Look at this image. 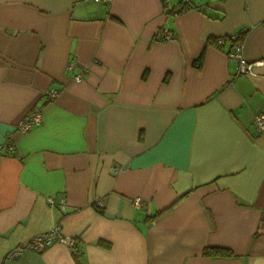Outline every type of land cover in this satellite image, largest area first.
Masks as SVG:
<instances>
[{
    "label": "crops",
    "instance_id": "obj_1",
    "mask_svg": "<svg viewBox=\"0 0 264 264\" xmlns=\"http://www.w3.org/2000/svg\"><path fill=\"white\" fill-rule=\"evenodd\" d=\"M179 2L0 0V264H264V0ZM55 224L75 247L8 256Z\"/></svg>",
    "mask_w": 264,
    "mask_h": 264
},
{
    "label": "built area",
    "instance_id": "obj_2",
    "mask_svg": "<svg viewBox=\"0 0 264 264\" xmlns=\"http://www.w3.org/2000/svg\"><path fill=\"white\" fill-rule=\"evenodd\" d=\"M95 1H104L106 3L109 0H95ZM165 1V0H164ZM183 4L190 6L192 5V0H182ZM247 28H241L235 32H232L228 35H221L217 36L215 39V43L217 45H224L225 43H229L230 50H228V55L237 62V73H246L250 70L251 63L248 62L245 57L243 56V48H244V38H239L241 32L246 31ZM249 30V29H248ZM157 36L162 40H173L174 34L171 31L166 29H159L157 31ZM73 68V63L69 62L66 65L67 70H71ZM83 73L78 72L74 75V78L79 80L82 78ZM48 97L52 98L56 95V90H50L47 92ZM42 116H41V108L39 106H34L31 108L26 115L17 123L15 130L19 133H26L32 127L39 125L41 123ZM253 127L254 129L261 133L264 131V114L257 113L253 118ZM49 204L51 205H58L60 209H65L66 202L65 199L62 197L58 201L54 198L49 197L48 199ZM134 204L140 205L141 198L135 197L133 200ZM53 243H62L70 247H75L77 245V239L70 235H65L62 233L59 224H55L51 229L48 231L38 233L28 239L27 241L16 245L12 248L8 256H16L21 254L24 251H42L47 246Z\"/></svg>",
    "mask_w": 264,
    "mask_h": 264
},
{
    "label": "trees",
    "instance_id": "obj_3",
    "mask_svg": "<svg viewBox=\"0 0 264 264\" xmlns=\"http://www.w3.org/2000/svg\"><path fill=\"white\" fill-rule=\"evenodd\" d=\"M192 5L190 6H187L185 4H183L182 0H180V2L175 5L171 11L173 13H179V12H183L189 8H191ZM246 31L244 32H241L240 35H239V38H244L245 35L247 34L248 32V28L245 29ZM215 39L216 37L212 38V41L213 43H215ZM216 44V43H215ZM217 45V44H216ZM230 45V44H229ZM217 46H223V45H217ZM231 46V45H230ZM203 54H204V50L202 49L200 51V53L197 55V57L195 58V64L197 66H200L201 65V62H202V59H203ZM98 210L101 212L102 210L100 208H98ZM162 211H158L156 212L154 215H152V217H155L157 215H159ZM99 243H103L102 241H100ZM203 254L204 255H224V256H229L232 254V251L228 248H225V247H217V246H208V247H205L203 249Z\"/></svg>",
    "mask_w": 264,
    "mask_h": 264
}]
</instances>
